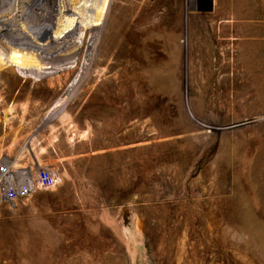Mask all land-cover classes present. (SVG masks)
Here are the masks:
<instances>
[{
    "label": "rangeland",
    "instance_id": "obj_1",
    "mask_svg": "<svg viewBox=\"0 0 264 264\" xmlns=\"http://www.w3.org/2000/svg\"><path fill=\"white\" fill-rule=\"evenodd\" d=\"M247 2L0 0V159L63 181L0 205V264H264Z\"/></svg>",
    "mask_w": 264,
    "mask_h": 264
},
{
    "label": "built area",
    "instance_id": "obj_2",
    "mask_svg": "<svg viewBox=\"0 0 264 264\" xmlns=\"http://www.w3.org/2000/svg\"><path fill=\"white\" fill-rule=\"evenodd\" d=\"M59 173L39 165L18 167L11 159H0V205L28 203L41 192H51L62 184Z\"/></svg>",
    "mask_w": 264,
    "mask_h": 264
},
{
    "label": "crops",
    "instance_id": "obj_3",
    "mask_svg": "<svg viewBox=\"0 0 264 264\" xmlns=\"http://www.w3.org/2000/svg\"><path fill=\"white\" fill-rule=\"evenodd\" d=\"M223 13L227 16L225 23L232 29H237L235 26L237 24H242L243 27L246 25L245 29L249 32L242 34L243 37L264 39V0H248L247 3L238 6L233 4L225 8ZM213 14H216V10Z\"/></svg>",
    "mask_w": 264,
    "mask_h": 264
},
{
    "label": "bare ground",
    "instance_id": "obj_4",
    "mask_svg": "<svg viewBox=\"0 0 264 264\" xmlns=\"http://www.w3.org/2000/svg\"><path fill=\"white\" fill-rule=\"evenodd\" d=\"M60 3H62V2H60ZM87 8V7H86ZM85 9V8H84ZM101 10V9H100ZM100 10H99V12H100ZM101 13V12H100ZM98 15V14H97ZM99 16V15H98ZM9 31V30H8ZM13 32V31H12ZM42 39V38H41ZM15 40H17V39H15ZM25 43V42H24ZM12 48V47H11ZM20 49V48H19ZM41 50V49H40ZM11 51V50H10ZM17 51V50H16ZM3 53V52H2ZM5 54V53H4ZM22 55V54H21ZM5 56V55H4ZM28 56V55H27ZM33 57V56H32ZM9 58V60H10V62L12 63V64H15V65H17V66H29V65H35L37 62L36 61H33V62H31V60H29V59H27V58H25L24 60H23V57L22 56H20V54L19 53H17V52H12L11 53V55L8 57ZM35 58V57H34ZM5 59V58H4ZM1 61V60H0ZM10 63V64H11ZM37 65V64H36ZM30 68H31V66H30ZM29 68V69H30ZM36 68V67H35ZM40 68V67H39ZM3 69V68H2ZM42 71V70H41ZM28 72V71H27Z\"/></svg>",
    "mask_w": 264,
    "mask_h": 264
}]
</instances>
